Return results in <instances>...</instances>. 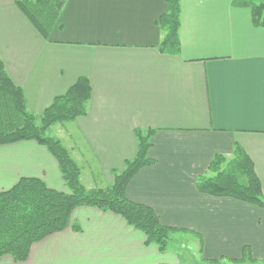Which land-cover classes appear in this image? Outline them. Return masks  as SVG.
Returning a JSON list of instances; mask_svg holds the SVG:
<instances>
[{"label":"crops","instance_id":"1","mask_svg":"<svg viewBox=\"0 0 264 264\" xmlns=\"http://www.w3.org/2000/svg\"><path fill=\"white\" fill-rule=\"evenodd\" d=\"M168 8L167 0H67L44 38L16 0H0V54L35 113L89 78L87 113L61 127L68 134H54L82 169L89 162L90 172H81L87 187L110 184L137 153L136 129H153L154 162L134 175L127 197L163 224L192 231V249L206 264H264V207L196 187L214 156L230 158L237 144L264 186V27L232 0H181L174 54L160 49L158 19ZM22 176L67 190L57 158L34 139L0 144V191ZM72 221L35 242L25 260L4 255L0 264L183 263V247L162 251L114 211L82 205ZM246 248L254 261L228 260Z\"/></svg>","mask_w":264,"mask_h":264},{"label":"trees","instance_id":"2","mask_svg":"<svg viewBox=\"0 0 264 264\" xmlns=\"http://www.w3.org/2000/svg\"><path fill=\"white\" fill-rule=\"evenodd\" d=\"M67 0H16L38 32L47 38L57 25ZM168 11L160 16L158 25L163 30L160 49L179 53L181 48V0H167ZM234 6L251 10L252 22L264 27V0H232ZM92 85L87 76H80L63 94L57 95L41 113L28 108L23 88L9 75L0 54V144L34 139L45 145L57 158L67 190L50 187L42 178L22 176L10 188L0 191V257L11 255L25 260L31 246L49 234L75 225L74 209L82 205L95 206L122 215L129 224L146 234L148 243H156L164 251L174 231L186 230L162 223L154 209L127 197V186L134 175L154 161L148 152L153 129H136L138 149L134 158L126 160L121 171L114 172L113 181L102 187H87L81 181V166L72 157L62 140L48 133L55 124L83 116L88 110ZM199 191L230 196L264 207V186L251 156L237 144L230 158L217 154L206 173L196 179ZM232 263L254 261L246 248L240 259ZM218 264L220 260H206Z\"/></svg>","mask_w":264,"mask_h":264},{"label":"rangeland","instance_id":"3","mask_svg":"<svg viewBox=\"0 0 264 264\" xmlns=\"http://www.w3.org/2000/svg\"><path fill=\"white\" fill-rule=\"evenodd\" d=\"M57 126H53L50 128V130H48L47 132L48 133H51V134H55L56 131L59 133V135H61V131L64 132V130H61V127L63 125H59V124H56ZM65 127V126H63ZM58 129V130H57ZM67 129V127H66ZM68 131H65L64 134H68ZM73 138H77L76 135L72 134L71 136V139ZM82 141V140H81ZM63 142V141H62ZM75 142L77 143L78 141L75 140ZM64 144V142H63ZM65 145V144H64ZM76 146H79L78 149L76 150V153H79L80 151H82L83 153H85V149L81 146V145H76ZM67 147V146H66ZM68 148V147H67ZM73 155L72 157L74 158L75 154H72ZM75 159V158H74ZM76 160V159H75ZM78 162V164L81 166V169H82V163H80L78 160H76ZM89 163V162H88ZM88 163L84 164V169L83 170V174L85 175L86 173H89L90 170L88 169ZM82 164V165H81ZM95 166V165H94ZM82 172V171H81ZM83 176H81V181L83 180L82 178ZM85 181V177H84V180ZM82 181V182H83ZM85 185V184H84ZM190 230L187 229L186 230H179V231H174L170 234L169 236V243H171V245L173 246H179V247H183L181 249L184 250V260H183V263L182 264H206V262H204V259H202V257H200V254L198 253L197 250H193L192 248H194V245H193V242L195 241L194 240V237L192 238L193 234H191ZM193 240V242H192ZM195 243V242H194ZM196 247H199V244L197 242V245ZM188 248H191V249H188ZM262 260V259H261ZM249 261V260H246V262Z\"/></svg>","mask_w":264,"mask_h":264}]
</instances>
